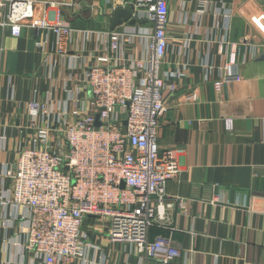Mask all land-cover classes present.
<instances>
[{"label": "crops", "instance_id": "obj_1", "mask_svg": "<svg viewBox=\"0 0 264 264\" xmlns=\"http://www.w3.org/2000/svg\"><path fill=\"white\" fill-rule=\"evenodd\" d=\"M55 1H72L49 9L58 12L57 22L88 32L91 41L111 30L114 7L129 8L119 0ZM168 7L160 71L177 70L181 77L174 91H163L157 144L160 151L177 150L180 172L165 184V220L154 222L148 238L169 237L180 250L175 264H264V0H170ZM45 37L31 24L0 30V168H11L22 147L34 143L36 128L55 124L32 122L28 102L49 104L45 114L56 118L70 115L75 100H90L80 64L84 57L92 64L97 53H81L76 35L64 61L49 54L46 65L37 46ZM52 39L49 34V45ZM227 68L239 79L226 80ZM84 228L99 250L87 248L84 262L72 264H157L108 242L104 222L95 217H87ZM15 233L0 224V264L29 263Z\"/></svg>", "mask_w": 264, "mask_h": 264}, {"label": "built area", "instance_id": "obj_2", "mask_svg": "<svg viewBox=\"0 0 264 264\" xmlns=\"http://www.w3.org/2000/svg\"><path fill=\"white\" fill-rule=\"evenodd\" d=\"M119 1L128 4L130 18L149 26L122 22L96 34L92 43L88 32L57 22L58 12L49 9L59 11L72 1L0 0V30L31 24L52 35L50 45L47 37L37 43L46 65L49 54L62 63L76 35L81 53H97L92 64L85 57L80 64L89 102L75 100L70 115L56 118L45 114L49 104L28 102L32 122L45 118L55 124L36 128L34 143L22 147L11 168H0V224L17 228L14 242L30 255L28 264L84 262L87 248L99 250L84 228L87 217L103 221L108 242L125 245L129 254L157 264H175L180 257L169 237L148 238L154 222L165 220V184L180 172L177 150L160 151L157 144L163 91H174L181 77L177 70L160 71L170 0ZM226 71V80L239 79L231 68ZM226 126L231 128L230 119Z\"/></svg>", "mask_w": 264, "mask_h": 264}, {"label": "water", "instance_id": "obj_3", "mask_svg": "<svg viewBox=\"0 0 264 264\" xmlns=\"http://www.w3.org/2000/svg\"><path fill=\"white\" fill-rule=\"evenodd\" d=\"M131 10L129 8H115L112 10L111 14V20H110V29H114L116 25L122 23V22H128L129 24H135L136 20L130 18ZM94 124L96 126L99 125L98 116H95V122ZM123 186V184H122Z\"/></svg>", "mask_w": 264, "mask_h": 264}]
</instances>
